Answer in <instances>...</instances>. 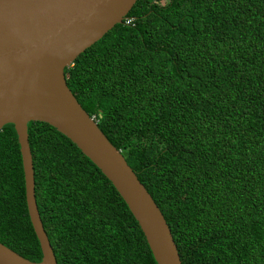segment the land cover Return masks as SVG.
I'll list each match as a JSON object with an SVG mask.
<instances>
[{
    "label": "trees",
    "instance_id": "1",
    "mask_svg": "<svg viewBox=\"0 0 264 264\" xmlns=\"http://www.w3.org/2000/svg\"><path fill=\"white\" fill-rule=\"evenodd\" d=\"M65 69L68 88L162 212L182 264H264V0H137ZM57 264H156L101 171L29 122ZM0 243L40 262L14 126L0 131Z\"/></svg>",
    "mask_w": 264,
    "mask_h": 264
},
{
    "label": "water",
    "instance_id": "2",
    "mask_svg": "<svg viewBox=\"0 0 264 264\" xmlns=\"http://www.w3.org/2000/svg\"><path fill=\"white\" fill-rule=\"evenodd\" d=\"M137 0H0V131L17 135L30 223L40 262L0 243V264H57L35 198L28 123L42 122L70 140L112 184L138 223L156 264H182L169 226L143 184L82 109L65 69L115 25Z\"/></svg>",
    "mask_w": 264,
    "mask_h": 264
},
{
    "label": "built area",
    "instance_id": "3",
    "mask_svg": "<svg viewBox=\"0 0 264 264\" xmlns=\"http://www.w3.org/2000/svg\"><path fill=\"white\" fill-rule=\"evenodd\" d=\"M124 21H125L126 25H129L132 22V19H127V20H124ZM91 119L97 123V120L95 119V117H91Z\"/></svg>",
    "mask_w": 264,
    "mask_h": 264
}]
</instances>
